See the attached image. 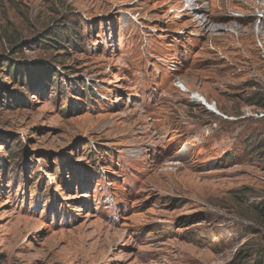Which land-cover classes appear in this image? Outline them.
<instances>
[{
    "label": "rangeland",
    "instance_id": "1",
    "mask_svg": "<svg viewBox=\"0 0 264 264\" xmlns=\"http://www.w3.org/2000/svg\"><path fill=\"white\" fill-rule=\"evenodd\" d=\"M249 2L0 0V264H264Z\"/></svg>",
    "mask_w": 264,
    "mask_h": 264
},
{
    "label": "bare ground",
    "instance_id": "2",
    "mask_svg": "<svg viewBox=\"0 0 264 264\" xmlns=\"http://www.w3.org/2000/svg\"><path fill=\"white\" fill-rule=\"evenodd\" d=\"M235 1H237V4L236 5L242 7L243 12H246L247 13L248 12L247 11L248 9L254 10V8H255L254 5L249 4V3L252 2V0H250V2L248 3L249 5H251V7H249V6L246 7L245 6L246 0H235ZM259 1H260V4L261 5L260 4L257 5V8L259 10H261V9L264 10V0H259ZM203 2H204V0H200V3L201 4H203ZM195 6H197V5H196V3L193 2V3H189L187 7L189 9L196 10V7ZM203 8H204L203 6H199L200 11H202V13H199V14H205V13H203V11H204ZM251 14H252V16L247 18V22H246L245 25L241 24V22H236V21H239V20L238 19H235L236 21L233 20L234 22L233 21L228 22L226 25H224L225 27H220L219 25L218 26L216 25V26H213V28H217L219 30H224V31H231L233 28H235V29L240 30V31H243V32H246V31H249V32L253 31L254 32V30L256 28V23L253 20L254 15H255V12L254 11H251ZM208 23H210V22H208ZM208 23L206 24V27L207 28L209 27V24ZM257 30L259 31V34L261 32H263V30H264V19L261 20V22L257 25ZM192 93H193L192 96H193L194 99H197L198 101L200 100L201 103H205V105L208 108H210L211 110H214L213 112H216L217 109L215 108V105H213L210 102H208V100H206L200 93H197V92H192Z\"/></svg>",
    "mask_w": 264,
    "mask_h": 264
},
{
    "label": "trees",
    "instance_id": "3",
    "mask_svg": "<svg viewBox=\"0 0 264 264\" xmlns=\"http://www.w3.org/2000/svg\"><path fill=\"white\" fill-rule=\"evenodd\" d=\"M10 66L13 67L14 65L7 64L6 68H9ZM83 87L85 89L87 86L83 85ZM254 104L261 106V107L264 106V102L262 101H258L257 103H254ZM256 210H257L258 216L264 221V204H262L261 206H257Z\"/></svg>",
    "mask_w": 264,
    "mask_h": 264
},
{
    "label": "water",
    "instance_id": "4",
    "mask_svg": "<svg viewBox=\"0 0 264 264\" xmlns=\"http://www.w3.org/2000/svg\"><path fill=\"white\" fill-rule=\"evenodd\" d=\"M205 104V103H204Z\"/></svg>",
    "mask_w": 264,
    "mask_h": 264
}]
</instances>
